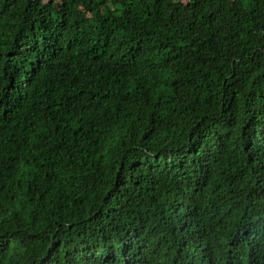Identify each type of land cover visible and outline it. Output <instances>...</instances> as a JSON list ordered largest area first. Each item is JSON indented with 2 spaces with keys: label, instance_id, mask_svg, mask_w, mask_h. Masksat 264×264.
<instances>
[{
  "label": "trees",
  "instance_id": "16d2710c",
  "mask_svg": "<svg viewBox=\"0 0 264 264\" xmlns=\"http://www.w3.org/2000/svg\"><path fill=\"white\" fill-rule=\"evenodd\" d=\"M0 264H264V0H0Z\"/></svg>",
  "mask_w": 264,
  "mask_h": 264
}]
</instances>
